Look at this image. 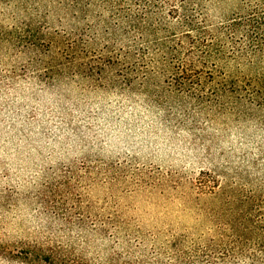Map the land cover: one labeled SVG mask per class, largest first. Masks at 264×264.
I'll list each match as a JSON object with an SVG mask.
<instances>
[{
	"label": "rangeland",
	"instance_id": "374dc122",
	"mask_svg": "<svg viewBox=\"0 0 264 264\" xmlns=\"http://www.w3.org/2000/svg\"><path fill=\"white\" fill-rule=\"evenodd\" d=\"M117 2L0 0V264H264V0Z\"/></svg>",
	"mask_w": 264,
	"mask_h": 264
},
{
	"label": "trees",
	"instance_id": "16d2710c",
	"mask_svg": "<svg viewBox=\"0 0 264 264\" xmlns=\"http://www.w3.org/2000/svg\"><path fill=\"white\" fill-rule=\"evenodd\" d=\"M117 6L112 8L115 17L122 20L124 24L129 25L131 30L135 32H145V28L150 27L149 22L154 20L156 16H160L166 7L169 8L168 16L173 18L184 15L186 17V27L191 30L202 29L198 28V24L195 22L194 17L191 16L192 10L188 6L191 0H129L130 2L136 1L139 5L140 11L137 14H132L131 10L125 8L126 4L123 0H119ZM200 1V0H194ZM108 3L109 0H103ZM162 20V18H161ZM246 25L252 28V31L257 34L264 33V11L255 12L249 20L246 21ZM152 29V28H151ZM262 34L261 36H263ZM259 86V84H257ZM256 93L264 95V88H256Z\"/></svg>",
	"mask_w": 264,
	"mask_h": 264
}]
</instances>
